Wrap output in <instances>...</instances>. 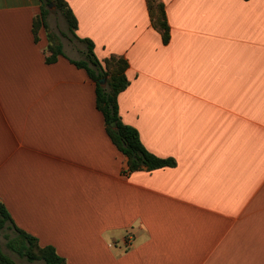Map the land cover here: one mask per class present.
Here are the masks:
<instances>
[{
  "label": "crops",
  "instance_id": "obj_1",
  "mask_svg": "<svg viewBox=\"0 0 264 264\" xmlns=\"http://www.w3.org/2000/svg\"><path fill=\"white\" fill-rule=\"evenodd\" d=\"M65 1L66 56L89 39L102 63L127 59L121 119L176 166L127 174L96 83L46 61L41 0H0V202L15 224L67 264H264V0H162L167 44L146 0Z\"/></svg>",
  "mask_w": 264,
  "mask_h": 264
},
{
  "label": "trees",
  "instance_id": "obj_2",
  "mask_svg": "<svg viewBox=\"0 0 264 264\" xmlns=\"http://www.w3.org/2000/svg\"><path fill=\"white\" fill-rule=\"evenodd\" d=\"M41 2V12L34 20L36 37L41 28L48 29L47 17L50 13L49 7L53 4L65 18L72 37L78 39L75 33L78 21L67 2L65 0H41ZM146 2L153 27L161 33L164 43L167 44L170 41V26L165 4L162 0H146ZM48 39L47 63L57 62L59 56L67 57L59 36L50 33ZM83 42L86 44L85 58L82 60L67 58L78 68L85 69L89 77L96 83L97 109L104 116L106 130L112 142L127 158L126 173L130 175L142 170L151 172L176 166L174 159L160 158L150 153L143 145L138 130L124 124L121 119L118 98L130 84L126 75L129 67L127 59L112 56L102 63L95 55L94 43L89 39L83 40ZM102 78H107L106 86L99 83ZM114 122L117 123V129L111 128V124ZM0 235L7 238L6 247L9 250L26 258L29 262L44 261L45 264H67V260L58 254L55 247L42 246L38 238L20 229L2 202H0ZM0 264H18L5 253L1 245Z\"/></svg>",
  "mask_w": 264,
  "mask_h": 264
},
{
  "label": "rangeland",
  "instance_id": "obj_3",
  "mask_svg": "<svg viewBox=\"0 0 264 264\" xmlns=\"http://www.w3.org/2000/svg\"><path fill=\"white\" fill-rule=\"evenodd\" d=\"M48 24H49V29H50L49 31H51L52 34H55L59 36V38H61V36L59 35V32L61 31L64 32L66 30L65 20H64L62 13L59 10H57L55 7L50 9ZM65 44L67 45V41H65ZM67 51L70 52L69 48H67ZM71 55L74 56L76 59L79 58L77 54L73 51H71ZM6 243H7V238H5L4 235H0V245L3 247L5 252L11 254L14 257L17 263L19 264H30L31 263L26 258L20 257L17 253L9 250L6 247Z\"/></svg>",
  "mask_w": 264,
  "mask_h": 264
},
{
  "label": "water",
  "instance_id": "obj_4",
  "mask_svg": "<svg viewBox=\"0 0 264 264\" xmlns=\"http://www.w3.org/2000/svg\"><path fill=\"white\" fill-rule=\"evenodd\" d=\"M55 6L53 5V4H51L50 5V9L51 8H54ZM99 83L102 85V86H106V84H107V78H102L100 81H99ZM111 128L112 129H117V123L116 122H114V123H112L111 124Z\"/></svg>",
  "mask_w": 264,
  "mask_h": 264
}]
</instances>
